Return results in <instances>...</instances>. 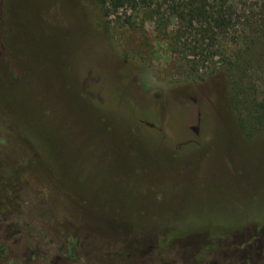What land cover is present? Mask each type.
Segmentation results:
<instances>
[{"label":"rangeland","instance_id":"1","mask_svg":"<svg viewBox=\"0 0 264 264\" xmlns=\"http://www.w3.org/2000/svg\"><path fill=\"white\" fill-rule=\"evenodd\" d=\"M231 1L254 13L261 2ZM246 27L184 35L191 47L176 53L148 9L106 18L93 0H0V159L19 168L30 207L107 234L264 219V37L246 56ZM216 47L255 61L243 89L261 122L241 127ZM38 210L35 223L54 226Z\"/></svg>","mask_w":264,"mask_h":264},{"label":"flooded vegetation","instance_id":"2","mask_svg":"<svg viewBox=\"0 0 264 264\" xmlns=\"http://www.w3.org/2000/svg\"><path fill=\"white\" fill-rule=\"evenodd\" d=\"M6 166L0 159V264H264V219L234 217L238 225L223 231L97 233L72 216L59 222L53 211L30 207L27 181ZM37 210L54 226L36 224Z\"/></svg>","mask_w":264,"mask_h":264},{"label":"trees","instance_id":"3","mask_svg":"<svg viewBox=\"0 0 264 264\" xmlns=\"http://www.w3.org/2000/svg\"><path fill=\"white\" fill-rule=\"evenodd\" d=\"M93 1L106 18L118 14L120 10L134 12L138 8L148 9L150 18H155V23L158 24V27H162L165 39L169 41L171 49L176 53H185L186 50L190 49L188 46L191 47V42L187 38L185 40L184 35L186 37L187 35L190 37L195 36L202 42L205 40L217 42L221 38L226 37L240 19H243L249 31L246 32L247 35H245L244 42V51H248L246 56H248L249 51L257 53L259 45L256 42L258 43L264 37V0H260L261 2L257 6V13H254L253 9L249 7H245V9L234 8L231 0H162L161 3L167 4L168 7L169 16L166 20H164V13L161 11L162 4H160V0ZM247 9L249 10L247 11ZM125 23L131 27L134 26L133 21L130 19L126 20ZM183 38L185 41H182V43L181 40ZM192 49H197V47L193 46ZM210 55L221 57V66L229 73L228 76H234L235 92L232 97L234 111L238 116H247L245 119L240 117L241 127L244 128L246 122H251L254 119L261 122L263 117L262 110L256 109V104L249 99L245 88L243 89L246 68L251 63H255V61L252 60L251 62L249 57L242 61L239 59V55L236 56L234 61H227L219 47H216V51H211L208 56ZM204 103L201 100L199 106ZM255 114L258 115L256 116ZM136 144L135 141H132L131 147H139V144Z\"/></svg>","mask_w":264,"mask_h":264}]
</instances>
